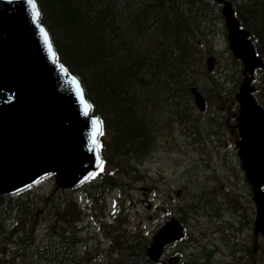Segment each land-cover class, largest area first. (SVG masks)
Wrapping results in <instances>:
<instances>
[{
  "label": "trees",
  "instance_id": "1",
  "mask_svg": "<svg viewBox=\"0 0 264 264\" xmlns=\"http://www.w3.org/2000/svg\"><path fill=\"white\" fill-rule=\"evenodd\" d=\"M35 1L58 62L78 78L91 113L101 121L99 154L115 172L63 194L52 191L48 176L44 190L30 186L0 195V264H154L145 252L149 235L128 228L122 201L110 223L99 220L92 206L102 211L103 190L124 188L126 178L136 180L130 174L143 161L156 150L162 153V143L177 132L198 126L199 118L222 130L218 112L201 115L190 92L195 87L206 101L224 103L241 79L239 61L227 49L213 48V33L225 37L220 7L213 0ZM230 1L264 60V0ZM209 55L217 61L213 70L205 63ZM262 73L257 71L256 83L264 85ZM255 97L264 106V96L256 92ZM221 183L218 179L188 193L178 219L205 222L234 209L249 214L248 185L240 189L236 183ZM203 194L206 201L200 199ZM90 217L97 221L95 234ZM40 224L45 230L41 238ZM181 250L191 251L189 242Z\"/></svg>",
  "mask_w": 264,
  "mask_h": 264
},
{
  "label": "water",
  "instance_id": "2",
  "mask_svg": "<svg viewBox=\"0 0 264 264\" xmlns=\"http://www.w3.org/2000/svg\"><path fill=\"white\" fill-rule=\"evenodd\" d=\"M214 1L222 4L228 48L243 66L235 94V147L251 187L256 230L264 237V108L251 84L254 69L264 65L231 3ZM192 92L195 106L204 110V98ZM99 132L79 80L56 59L35 0H0V195L20 192L49 174L58 187L78 185L100 162ZM61 175H70L69 181ZM182 235L175 218L165 221L146 248L149 260L157 262L164 246Z\"/></svg>",
  "mask_w": 264,
  "mask_h": 264
},
{
  "label": "rangeland",
  "instance_id": "3",
  "mask_svg": "<svg viewBox=\"0 0 264 264\" xmlns=\"http://www.w3.org/2000/svg\"><path fill=\"white\" fill-rule=\"evenodd\" d=\"M213 39L214 51H224V39L220 36V33H213ZM219 42L221 47L218 45ZM216 64L217 61L215 59L210 70H213ZM261 86L260 83L259 87L256 88H259L263 93L264 87ZM235 91L236 88L233 91V95ZM230 97L226 104H215L216 101L214 100L212 102L208 101L207 104L215 109L212 111L220 112L223 115L221 123L219 121L222 128L220 133L215 128H212L210 123H203L202 119L199 118L200 123L198 126L187 132H182V134L177 132L172 139L162 143V153L156 150L157 152H153L150 157L143 161L138 171H133L130 174L131 177H136V180L130 181L128 178L124 180V188L121 191L122 195L128 200L124 210L125 214H127L128 228L130 226L138 227L142 232L147 233L153 230L159 222L162 223L170 217H182V206L189 199L188 193L197 190L199 186H213L212 184H214L215 180L219 179L220 183L224 181L228 183L227 185L236 183L238 188H243L242 172L239 164H237L236 148L234 146L238 138V132L234 127L237 106L233 97ZM214 98L216 99V97ZM218 138H220V141H217ZM238 178L240 179L239 181H237ZM155 183H159L160 186ZM49 184L41 182L36 187L37 189H45ZM153 185L160 188L157 191H152L151 187ZM51 186L53 189L54 183ZM221 187L223 190L224 183H221ZM114 191V194L107 193L105 200L101 202V205L103 203V212L106 215V219L112 216L111 213L116 205L111 198H116L118 201V193L120 191ZM200 191L196 193L200 194ZM34 193L37 196L36 190ZM209 193L207 197H209ZM200 199L206 201L204 194ZM122 202L124 203L125 200L122 199ZM214 208L212 205L211 210L214 211ZM227 212L234 213L236 217L240 216L237 209L227 210ZM185 219L190 225L188 227V235L190 236L189 239H191V236L192 238L194 237L191 229L192 221L187 216H185ZM88 222L91 226L90 231L95 233L97 231L96 221L90 217ZM214 223V219H209L202 223L201 226H210ZM38 229L41 232L39 235L41 238L45 232L43 225L40 224ZM189 239L186 238L187 241L185 240L181 246L185 247ZM194 247L195 245L192 244L190 246L191 252L187 251L191 257L196 253ZM190 256H185V259L189 260ZM170 257L171 255L168 258Z\"/></svg>",
  "mask_w": 264,
  "mask_h": 264
},
{
  "label": "flooded vegetation",
  "instance_id": "4",
  "mask_svg": "<svg viewBox=\"0 0 264 264\" xmlns=\"http://www.w3.org/2000/svg\"><path fill=\"white\" fill-rule=\"evenodd\" d=\"M222 215L226 216V223H222L221 218L219 222L207 226L213 234L206 238H201L198 231L203 227L202 222L197 220L193 224V230H197L194 233L197 241L192 261L196 264H261L263 238L254 232L253 217H236L234 214L228 216L226 213ZM220 228L223 229L222 234L218 232ZM228 231L232 234L231 237Z\"/></svg>",
  "mask_w": 264,
  "mask_h": 264
},
{
  "label": "bare ground",
  "instance_id": "5",
  "mask_svg": "<svg viewBox=\"0 0 264 264\" xmlns=\"http://www.w3.org/2000/svg\"><path fill=\"white\" fill-rule=\"evenodd\" d=\"M204 4V3H203ZM216 4H218V6L220 7V8H222V4L221 3H218V2H216ZM207 12V11H206ZM245 16V15H244ZM218 22V21H217ZM215 24H216V22H215ZM215 26V25H214ZM220 31V30H219ZM223 34V33H222ZM252 44H253V47H254V50H255V53H256V55L257 56H260V54H258L257 53V50H256V47H255V44H254V42H252ZM218 56V55H217ZM211 65H210V67H209V70L211 69ZM232 77V76H231ZM210 83V82H209ZM238 83V82H237ZM207 87V86H206ZM233 99H234V96H233ZM214 114V113H213ZM96 115V114H95ZM163 127V126H162ZM170 127V126H169ZM169 127H168V129H169ZM98 156H99V159H100V162L98 163V165H100V164H105L104 163V161H103V159H102V157L100 156V154H99V151H98ZM142 157V156H141ZM223 164V163H222ZM97 165V166H98ZM96 165L94 166V170H93V172H95L96 171V169H98V167H97ZM159 171V170H158ZM106 175H109V174H106ZM106 175H104V176H106ZM48 177V175L47 176H45V177H43V178H41L40 180H43V179H45V178H47ZM61 178H65V181H69V179H70V175H61ZM92 179L93 178H86L85 180H83L81 183H79L78 185H76V186H73V187H71V188H61V187H58L56 184H55V181L53 182L54 183V187H53V190L56 192L57 190H61V194H63L66 190H70V189H72V188H76L77 186H79V185H81L82 183H88L89 181H92ZM106 178H104V180H105ZM30 186H34V184H32V185H30ZM30 186H28V187H30ZM114 190H116V191H120V193H118V198L119 199H124V200H126L127 198L124 196V195H122V191L121 190H123V188H121V187H118V188H116V187H113V188H106L105 190H103V197L101 196L100 197V199L102 200V201H104L105 200V195L107 194V193H109V194H111V192L112 191H114ZM22 191H24V190H22ZM53 191V192H54ZM70 194H71V192H70ZM111 200L114 202V204L116 203L117 204V199L116 198H111ZM114 206V205H113ZM116 206V205H115ZM115 206H114V208H115ZM92 208H93V211L95 212V213H98L99 212V215H98V217H99V220H106V215L104 214V212H103V207H102V211L101 210H98V208L95 206V205H93L92 206ZM222 213H226V214H234V213H229V212H227V211H224V212H222ZM25 214V213H24ZM30 215V214H29ZM28 215V216H29ZM63 216V215H62ZM68 219V218H67ZM202 222V221H201ZM81 229V228H80ZM78 232V231H77ZM237 232V231H236ZM70 234V233H69ZM75 238V237H74ZM77 240V239H76ZM187 241V240H186ZM76 242V241H75ZM205 243V242H204ZM80 244V243H79ZM49 245V244H48ZM77 246V245H76ZM74 247V246H73ZM78 248V247H77ZM79 250V249H78ZM188 251V250H187ZM75 252H76V250H75ZM77 254V253H76ZM80 260V259H79Z\"/></svg>",
  "mask_w": 264,
  "mask_h": 264
},
{
  "label": "snow or ice",
  "instance_id": "6",
  "mask_svg": "<svg viewBox=\"0 0 264 264\" xmlns=\"http://www.w3.org/2000/svg\"><path fill=\"white\" fill-rule=\"evenodd\" d=\"M33 7H34V5H33ZM35 15H37L36 13H34V16ZM41 31H43V30H41ZM44 39H45V43H47V35L45 34V36H44Z\"/></svg>",
  "mask_w": 264,
  "mask_h": 264
}]
</instances>
